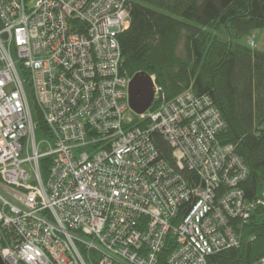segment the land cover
Wrapping results in <instances>:
<instances>
[{
  "label": "built area",
  "instance_id": "built-area-1",
  "mask_svg": "<svg viewBox=\"0 0 264 264\" xmlns=\"http://www.w3.org/2000/svg\"><path fill=\"white\" fill-rule=\"evenodd\" d=\"M130 1L0 0L5 264H207L238 248L264 207V193L247 199L239 186L247 168L218 140L225 124L209 96L167 101L148 75L152 104L130 109L118 38ZM25 84L46 129L38 139Z\"/></svg>",
  "mask_w": 264,
  "mask_h": 264
},
{
  "label": "trees",
  "instance_id": "trees-1",
  "mask_svg": "<svg viewBox=\"0 0 264 264\" xmlns=\"http://www.w3.org/2000/svg\"><path fill=\"white\" fill-rule=\"evenodd\" d=\"M129 26L119 35L121 70L154 75L166 100L185 90L211 98L229 144L247 168L239 185L247 199L264 193V52L245 40L264 28V0H131ZM35 121L36 139L45 133ZM160 155L169 146L154 135ZM42 174L46 160L41 161ZM195 175V180L197 181ZM241 245L207 257V264H256L264 258V207L250 217ZM1 245V243H0Z\"/></svg>",
  "mask_w": 264,
  "mask_h": 264
},
{
  "label": "water",
  "instance_id": "water-1",
  "mask_svg": "<svg viewBox=\"0 0 264 264\" xmlns=\"http://www.w3.org/2000/svg\"><path fill=\"white\" fill-rule=\"evenodd\" d=\"M129 107L135 114L144 113L152 104L153 90L149 76L146 74L133 75L128 85ZM0 257V264H5Z\"/></svg>",
  "mask_w": 264,
  "mask_h": 264
},
{
  "label": "rangeland",
  "instance_id": "rangeland-1",
  "mask_svg": "<svg viewBox=\"0 0 264 264\" xmlns=\"http://www.w3.org/2000/svg\"><path fill=\"white\" fill-rule=\"evenodd\" d=\"M250 41L253 42L252 43V47H251L252 49L254 48V49L258 50V51L264 52V28L255 30L251 34V36L249 37V39H247V40H245L243 42H245L246 44L248 43V45H250L249 44ZM25 89H26V93H27L28 99H29L28 102L30 103L31 108H32V115H33V117L36 118V112H35V109H34V106H33V102H31L33 100L31 98V93H30V90H29V87H28L27 84H25ZM39 149L41 151H46L47 150V147H46L45 144H42V145H40Z\"/></svg>",
  "mask_w": 264,
  "mask_h": 264
}]
</instances>
